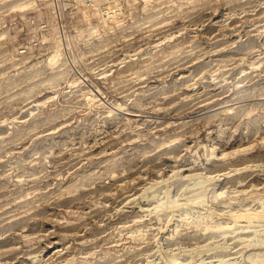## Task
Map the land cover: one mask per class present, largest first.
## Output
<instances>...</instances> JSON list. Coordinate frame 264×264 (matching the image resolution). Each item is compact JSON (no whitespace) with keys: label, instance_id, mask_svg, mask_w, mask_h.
<instances>
[{"label":"rangeland","instance_id":"obj_1","mask_svg":"<svg viewBox=\"0 0 264 264\" xmlns=\"http://www.w3.org/2000/svg\"><path fill=\"white\" fill-rule=\"evenodd\" d=\"M262 231L264 0H0V264H264Z\"/></svg>","mask_w":264,"mask_h":264},{"label":"bare ground","instance_id":"obj_2","mask_svg":"<svg viewBox=\"0 0 264 264\" xmlns=\"http://www.w3.org/2000/svg\"><path fill=\"white\" fill-rule=\"evenodd\" d=\"M247 113V112H246ZM243 149H245V148H243ZM181 170V169H180ZM192 174V173H191ZM187 175V174H186ZM210 211V210H209ZM247 211V210H246ZM259 214H262V213H255V214H252V215H247V214H245V212H244V214H234L232 217H233V221L234 222H236V221H238V220H240V219H245L246 220V222H251L252 220H255V218L257 219V217L259 218V217H261L262 215H259ZM212 216V215H211ZM231 217V218H232ZM210 225V224H209ZM225 225V224H224ZM210 226H208V228H209ZM219 227H220V225H219ZM223 227V226H222ZM211 228V227H210ZM211 229H213V228H211ZM215 229V228H214ZM217 229V228H216ZM245 229V228H244ZM262 232H264V231H262Z\"/></svg>","mask_w":264,"mask_h":264}]
</instances>
